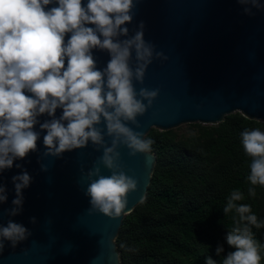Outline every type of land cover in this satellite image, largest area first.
<instances>
[{
  "label": "clouds",
  "instance_id": "9594fccd",
  "mask_svg": "<svg viewBox=\"0 0 264 264\" xmlns=\"http://www.w3.org/2000/svg\"><path fill=\"white\" fill-rule=\"evenodd\" d=\"M138 2L0 0V171L11 169L14 160L37 151L40 131L33 130L37 124L46 132L41 159L59 158L65 151L91 143L102 155L87 172L81 168L82 177L88 180L85 195L90 197L89 215L98 212L113 219L121 215L128 203L127 194L137 189V181L125 174L118 148L126 147L132 157L149 153L153 143L128 123L140 127L136 118L152 106L159 89L142 87L137 92L133 81L142 84L153 59L166 61L168 57L145 41L143 21L129 35L125 25L132 22ZM236 2L248 16L255 15L253 9L264 10L262 0ZM93 50L108 54L104 68H97ZM57 109L62 110L59 117ZM44 114L49 119L41 122L38 117ZM105 136L111 138L110 145ZM241 143L252 157L247 194L255 197L256 186H264V132L246 129ZM101 166L110 175L101 174ZM40 167L47 171L45 164ZM12 183L15 199L13 207L4 210L8 216L21 212L22 189L29 186L31 177L22 171L12 177ZM244 199L239 189L227 196L223 213L234 212L235 216L224 240L235 251L228 252L221 264H260L264 245L254 239L252 228L259 229L264 222L258 221L249 204L238 203ZM6 200V188L0 184V204ZM30 223L35 224L36 218H30ZM30 235L22 224L8 220L6 226L0 225V252L5 241L15 248ZM215 251L219 256L224 248L217 245ZM205 264L216 261L206 257Z\"/></svg>",
  "mask_w": 264,
  "mask_h": 264
},
{
  "label": "water",
  "instance_id": "95a60500",
  "mask_svg": "<svg viewBox=\"0 0 264 264\" xmlns=\"http://www.w3.org/2000/svg\"><path fill=\"white\" fill-rule=\"evenodd\" d=\"M253 11L254 16L245 15L236 0H139L132 22L125 25L129 35L143 21L145 41L168 59H153L143 83L133 81L137 92L142 87L158 88L159 94L136 118L140 127L130 122L128 126L144 133L145 138L152 129L168 132L184 124L218 125L235 113L264 123V10ZM93 56L100 69L109 60L106 52L93 50ZM61 113L57 109L55 115ZM38 119L43 122L49 117L44 114ZM33 130L40 131L37 151L14 160L11 169L0 171V184L7 195L0 204V225L12 220L31 235L15 248L5 241L0 264H120L115 239L124 216L146 196L155 154L130 157L126 147H119L120 164L126 175L136 179L137 189L127 194V206L119 217L98 212L89 215L90 197L85 195L88 180L82 177L81 168L87 172L102 150H94L89 143L82 149L65 151L59 158L41 159L46 132L38 124ZM110 140L105 136L109 145ZM41 163L47 171H41ZM22 171H27L31 183L22 189L21 212L8 216L4 210L13 207L15 199L12 177ZM101 174L108 176L110 172L101 166ZM32 217L35 224L30 223Z\"/></svg>",
  "mask_w": 264,
  "mask_h": 264
},
{
  "label": "trees",
  "instance_id": "16d2710c",
  "mask_svg": "<svg viewBox=\"0 0 264 264\" xmlns=\"http://www.w3.org/2000/svg\"><path fill=\"white\" fill-rule=\"evenodd\" d=\"M254 128L264 132V123L235 113L188 141L154 129L145 136L156 162L144 200L124 216L115 239L120 264H205L206 257L221 264L235 251L224 240L235 213H223L235 189L245 196L238 203L249 204L264 222V186L248 196L252 157L241 143V133ZM252 232L264 245V226ZM217 245L224 248L219 256ZM260 255L264 264V248Z\"/></svg>",
  "mask_w": 264,
  "mask_h": 264
},
{
  "label": "rangeland",
  "instance_id": "374dc122",
  "mask_svg": "<svg viewBox=\"0 0 264 264\" xmlns=\"http://www.w3.org/2000/svg\"><path fill=\"white\" fill-rule=\"evenodd\" d=\"M216 126L217 125L184 124L169 130V132L176 141H188L192 137H198L202 130L213 129Z\"/></svg>",
  "mask_w": 264,
  "mask_h": 264
}]
</instances>
